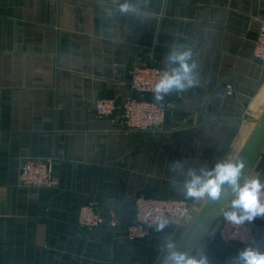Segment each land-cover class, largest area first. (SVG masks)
Here are the masks:
<instances>
[{"label":"crops","instance_id":"1","mask_svg":"<svg viewBox=\"0 0 264 264\" xmlns=\"http://www.w3.org/2000/svg\"><path fill=\"white\" fill-rule=\"evenodd\" d=\"M263 21L264 0H0V264H163L165 242L178 244L208 200L184 195L189 170L231 158L254 126ZM174 51L191 52L198 82L160 101L161 130L97 116L98 100L136 95L128 69L176 67ZM37 157L54 159L57 188L16 185L22 161ZM257 174L264 181V149L247 177ZM141 195L184 199L194 216L128 239ZM89 203L121 225L81 228ZM251 225L252 243L226 245L211 228L193 256L234 264L246 247L264 252V218Z\"/></svg>","mask_w":264,"mask_h":264},{"label":"built area","instance_id":"2","mask_svg":"<svg viewBox=\"0 0 264 264\" xmlns=\"http://www.w3.org/2000/svg\"><path fill=\"white\" fill-rule=\"evenodd\" d=\"M254 58L264 65V21L261 23L255 41ZM172 67L174 66L159 67L142 64L128 69V84L136 95L129 97L122 104H118L114 99L98 100L95 104L97 116L99 118L109 117L119 112L127 129L161 130L166 121L168 107L165 103L149 97L154 96V85L160 77ZM226 89L229 94L234 93L232 84L228 83ZM54 163L52 157L24 159L16 185L29 189L57 188L59 182L54 171ZM134 207L135 219L133 223L125 226L126 237L131 240L144 238L147 235V227L161 220H176L180 224L188 222L194 214L196 204L179 198L141 195L136 198ZM257 218H264V216ZM78 224L81 228L89 230L106 225L115 228L121 225L114 214L109 218L102 217L92 203L82 206L78 213ZM214 226L215 230L212 232L226 245L233 242L250 244L255 239L251 222L233 225L221 214Z\"/></svg>","mask_w":264,"mask_h":264},{"label":"clouds","instance_id":"3","mask_svg":"<svg viewBox=\"0 0 264 264\" xmlns=\"http://www.w3.org/2000/svg\"><path fill=\"white\" fill-rule=\"evenodd\" d=\"M119 10L126 13L131 9L128 3L121 4ZM190 51H174L168 57L171 64L176 65L164 72L154 85L153 93L157 101L172 91H184L194 86L198 81L195 77L196 64L189 63ZM244 162L239 153L229 159L216 162L213 167L202 166L199 172L189 170L183 184V193L187 198L195 200H218L222 194V187L231 188L232 199L222 210L224 219L233 225H243L252 222L257 217L264 216V181L259 174L245 177L240 182L244 169ZM166 221L161 220L157 231H162ZM165 255L163 264H210L207 255L201 253L199 257L190 256L177 250V244L167 240L164 244ZM234 264H264V252L255 247H246L233 258Z\"/></svg>","mask_w":264,"mask_h":264},{"label":"water","instance_id":"4","mask_svg":"<svg viewBox=\"0 0 264 264\" xmlns=\"http://www.w3.org/2000/svg\"><path fill=\"white\" fill-rule=\"evenodd\" d=\"M264 149V112L247 138L243 148L239 152L244 162V169L240 182L247 177L252 170L256 160ZM231 188L227 185L222 187V194L218 200L208 199L200 208L183 237L177 244V250L193 256L210 229L214 226L222 210H224L232 199Z\"/></svg>","mask_w":264,"mask_h":264},{"label":"rangeland","instance_id":"5","mask_svg":"<svg viewBox=\"0 0 264 264\" xmlns=\"http://www.w3.org/2000/svg\"><path fill=\"white\" fill-rule=\"evenodd\" d=\"M263 112H264V94H263L260 98H258V99L255 101V109H254V113H253V116L249 119L250 123H253V125H254L253 128H252V130L254 129L255 125L257 124V122H258V120L260 119V117H261V115L263 114ZM252 130H251V132H252ZM251 132H249V134L245 132V136L242 134V138H246V139L244 140V142L242 143V145L239 147V149H238V153H239V152L241 151V149L243 148V146H244V144H245L247 138H249ZM193 216H194V215H193ZM193 216H192V217H193ZM192 217H191V218H192ZM216 222H217V221H216ZM215 224H216V223H215ZM215 224H214V225H215ZM214 228H215V226L212 227L211 231H212V230H215Z\"/></svg>","mask_w":264,"mask_h":264},{"label":"trees","instance_id":"6","mask_svg":"<svg viewBox=\"0 0 264 264\" xmlns=\"http://www.w3.org/2000/svg\"><path fill=\"white\" fill-rule=\"evenodd\" d=\"M151 99V97H149Z\"/></svg>","mask_w":264,"mask_h":264}]
</instances>
